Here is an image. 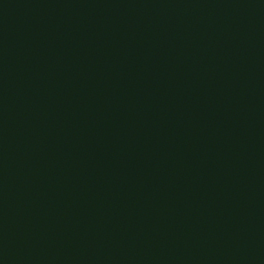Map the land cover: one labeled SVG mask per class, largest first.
Wrapping results in <instances>:
<instances>
[{
    "label": "water",
    "instance_id": "obj_1",
    "mask_svg": "<svg viewBox=\"0 0 264 264\" xmlns=\"http://www.w3.org/2000/svg\"><path fill=\"white\" fill-rule=\"evenodd\" d=\"M0 264H264V0H0Z\"/></svg>",
    "mask_w": 264,
    "mask_h": 264
}]
</instances>
